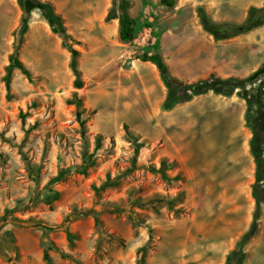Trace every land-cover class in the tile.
<instances>
[{
    "label": "rangeland",
    "instance_id": "obj_1",
    "mask_svg": "<svg viewBox=\"0 0 264 264\" xmlns=\"http://www.w3.org/2000/svg\"><path fill=\"white\" fill-rule=\"evenodd\" d=\"M19 1L0 0V264H47L44 252L51 264H135L149 230L145 264H224L239 243L241 264H264V187L258 183L254 199L252 131L238 96L243 87L252 93L264 73L252 83H215L229 96L208 90L165 111L158 69L140 60L158 54L184 85L208 86L210 74L249 78L264 63V23L213 41L196 8L214 22L241 24L264 0H174L171 8L127 0L128 42L118 37L117 19L104 20L110 0H65L64 7L41 0L80 43V89L69 53L37 8L23 7L29 18L20 38ZM12 54L31 80L13 69L7 93ZM73 93L83 130L67 104ZM249 118L262 127L259 112ZM161 161L170 182L151 171Z\"/></svg>",
    "mask_w": 264,
    "mask_h": 264
},
{
    "label": "trees",
    "instance_id": "obj_2",
    "mask_svg": "<svg viewBox=\"0 0 264 264\" xmlns=\"http://www.w3.org/2000/svg\"><path fill=\"white\" fill-rule=\"evenodd\" d=\"M111 6L105 16V22H110L112 20H118V37L121 42H128L132 39L133 36V22L128 15V6L129 3L127 0H118L117 9L116 11V0H110ZM159 4L166 8H171L174 5V0H159ZM19 5L23 8L29 5V8H37L44 20L47 22L48 26L52 34L57 36L60 39L61 46L69 53L70 61H69V69L74 77L73 86L75 89H80L82 87V81L80 80V72L77 68V58L79 56V52L74 48L79 46L80 43L77 41L70 33L67 32V29L64 25L63 19L60 15H58L53 5L47 1L41 0H20ZM197 18L199 25L204 33L210 36L213 41H224L229 40L232 38L237 37L238 35L247 32L251 29L260 27L264 23V7L256 8V7H249L247 10V15L245 20L241 24H234L231 22H214L209 19V17L205 14L202 7L196 8ZM29 14L27 10L23 8V13L20 20V26L18 28V33L21 36L25 33L27 29V22H28ZM142 62H148L153 64L157 67L160 77L167 89V97L163 104L161 105L162 109L167 111L170 110L173 106L179 103H183L188 101L191 96L200 95L206 93L208 90H211L214 94H221L225 96L231 95L232 91L230 89H225L222 87V84H229L231 82H241L245 83H252V80L264 73V63L261 64L260 68L249 78L244 80H236L233 78H228L227 80H221L217 78L214 74H210L208 76V82L210 85H205L202 87V84L196 83L192 85H184L180 81L171 77L167 71L166 66L162 63L161 58L158 54H142L140 57ZM13 69L18 70L27 80H31V75L26 67L19 61L16 54H12L9 57V64L5 69V77H4V84L7 93L10 90V82L9 77L10 73ZM215 83H220L221 85H216ZM215 84V85H213ZM183 86H186V89L189 90L190 88H194L191 91L190 95H176V92L181 90ZM244 86V85H243ZM241 93H238V96L245 101L246 110H245V123L247 127H249L252 131V136L249 140V152L253 158V162L255 164V183L252 187V196L254 199L258 200L257 195V187L258 183H262L264 187V156L263 154V144H264V136L262 137L261 129H264V80L261 81L255 89H253L252 93L247 90H244V87ZM67 104L73 105L75 107V117L78 121L81 129H85V121L81 119L82 110L81 104L82 101L78 97L76 93L72 94V98L67 100ZM259 112L260 114V121L262 126L260 129L256 128L254 122L249 118L252 112ZM100 141V137L96 138V142ZM166 163L161 161L160 167L155 169L154 167L151 168L153 173L158 172L162 179L166 182H170V179L166 173L165 168ZM85 167L82 169L84 171ZM63 173H59L61 176ZM60 178V177H58ZM106 185V183H105ZM164 200H159L158 202H163ZM168 204H170L168 202ZM171 205V204H170ZM95 224L98 223V219L95 217ZM63 223H67L65 219ZM40 227L47 229V230H55L58 227H48L44 224H40ZM9 238L11 239L12 236L9 233ZM151 237V231L149 230V240L148 243H145L141 247L136 250V260L135 264H145V255L149 250V241ZM68 240L72 241V235L68 234ZM242 243H239L231 252H229L225 258L224 264H241L242 262V251L241 246ZM43 260L47 264H51L50 257L46 252L43 254Z\"/></svg>",
    "mask_w": 264,
    "mask_h": 264
},
{
    "label": "crops",
    "instance_id": "obj_3",
    "mask_svg": "<svg viewBox=\"0 0 264 264\" xmlns=\"http://www.w3.org/2000/svg\"><path fill=\"white\" fill-rule=\"evenodd\" d=\"M62 1L65 2V0H54V3H55L57 6L61 5L60 7H64ZM261 30H264V26L261 27Z\"/></svg>",
    "mask_w": 264,
    "mask_h": 264
}]
</instances>
